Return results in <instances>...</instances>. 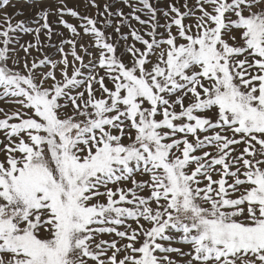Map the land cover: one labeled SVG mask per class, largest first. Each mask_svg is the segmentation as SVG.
Listing matches in <instances>:
<instances>
[{"label":"snow or ice","instance_id":"1","mask_svg":"<svg viewBox=\"0 0 264 264\" xmlns=\"http://www.w3.org/2000/svg\"><path fill=\"white\" fill-rule=\"evenodd\" d=\"M24 2L0 0V264H264V0Z\"/></svg>","mask_w":264,"mask_h":264},{"label":"rangeland","instance_id":"2","mask_svg":"<svg viewBox=\"0 0 264 264\" xmlns=\"http://www.w3.org/2000/svg\"><path fill=\"white\" fill-rule=\"evenodd\" d=\"M12 2H13V4H15V9H20V10H23L25 12V16L30 14L31 9H30L29 5H27L24 2V0H12ZM100 2L102 3L103 0H100ZM85 4H86V0H68L69 7H77L78 10H80L81 12L84 11ZM15 9L9 7L7 9V11L13 12ZM92 13H93V10L89 9L87 14H92ZM23 18H25V17H17V19H23ZM72 22H75V21H72ZM125 31H126V29H125ZM133 227H135V224H133ZM104 238L107 239L108 237L105 236Z\"/></svg>","mask_w":264,"mask_h":264}]
</instances>
